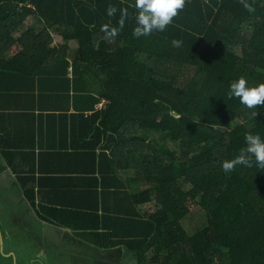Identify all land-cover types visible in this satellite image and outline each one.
<instances>
[{"label":"trees","instance_id":"1","mask_svg":"<svg viewBox=\"0 0 264 264\" xmlns=\"http://www.w3.org/2000/svg\"><path fill=\"white\" fill-rule=\"evenodd\" d=\"M244 3L254 10L241 0H185L164 31L137 38L135 0H0V45L8 38L13 43L12 28L32 16L43 27L23 35L24 52L10 59L0 53V61L31 57L33 46L42 60L71 61L74 71L83 67L100 78L99 99L107 102L94 113L93 125L107 136L111 172L147 184L131 194L134 212L121 230L100 217L89 228L50 214L55 223L96 237L99 247L124 245L135 264H264V168H222L246 147V134L264 141V106L249 109L228 97L240 78L249 87L264 84V0ZM109 6L117 9L113 16ZM123 8L129 13L123 28L107 38L102 25L119 28ZM256 21L262 28L251 33ZM51 33L76 42L73 53L51 47ZM173 40L181 45L174 47ZM27 196L33 201V192ZM188 201L207 216L190 235ZM150 205L155 207L145 215L136 211Z\"/></svg>","mask_w":264,"mask_h":264},{"label":"crops","instance_id":"2","mask_svg":"<svg viewBox=\"0 0 264 264\" xmlns=\"http://www.w3.org/2000/svg\"><path fill=\"white\" fill-rule=\"evenodd\" d=\"M11 31L15 41L8 38L0 45L6 59L25 51L23 35L40 33L43 27L32 16ZM51 36V47L66 46L73 53L76 42ZM31 47V57L0 61V69H9L0 70V245L9 258L16 249H28L36 264H135L124 245L99 247L96 237L51 218L50 214L68 216L71 223L93 228L100 217L106 227L121 230L126 214L134 212L131 194L145 191L147 184L125 182L111 172L107 136L93 125L94 113L106 102L99 99L101 79L84 73L83 67L74 71L71 61L66 66L42 60L33 55L38 48ZM28 191L34 193L33 201ZM154 207L136 211L145 215ZM19 228L25 230L23 238L15 235Z\"/></svg>","mask_w":264,"mask_h":264},{"label":"clouds","instance_id":"3","mask_svg":"<svg viewBox=\"0 0 264 264\" xmlns=\"http://www.w3.org/2000/svg\"><path fill=\"white\" fill-rule=\"evenodd\" d=\"M241 3L249 11L254 10L251 5L244 3V0H241ZM184 6L185 0H135V8L138 10L136 17L138 26L133 29V36L138 38L149 35L154 30L164 31ZM116 11L115 6H109L107 10L109 16H113ZM120 11L119 28H110L107 24L101 27V31L106 33L107 38L116 37L124 26V21L129 13L127 8ZM172 44L174 47H179L181 41L173 40ZM228 97L229 99L239 98L240 102L249 109L264 106V84L249 87L247 81L240 78L230 85ZM252 115L255 117L257 112H253ZM245 142L246 147L241 149L237 157L223 162L222 168L225 172L233 171L237 165L250 168L254 163L257 167L264 168V141L261 140L259 135L246 134Z\"/></svg>","mask_w":264,"mask_h":264},{"label":"rangeland","instance_id":"4","mask_svg":"<svg viewBox=\"0 0 264 264\" xmlns=\"http://www.w3.org/2000/svg\"><path fill=\"white\" fill-rule=\"evenodd\" d=\"M252 28H249L248 30H251V33L254 31L253 29H256L258 31L261 30V21H256L252 24ZM239 54V52H238ZM107 102V101H106ZM186 207H188L190 214L186 215L185 218V224L188 225L186 227V231H188L189 235L194 234L197 230V228H202L207 223V216H205L201 206L194 201H188L186 202ZM198 225V226H196ZM190 226V227H189ZM196 229V230H195ZM15 235L19 238H23V235L25 233V230L23 228L14 229ZM0 244H1V230H0ZM14 255L9 258L7 253L4 252V247L0 245V264H36V262L31 261L30 259L33 257V255L30 254V251L28 249H16L14 250ZM33 254V251H32ZM19 258V261L17 258Z\"/></svg>","mask_w":264,"mask_h":264},{"label":"built area","instance_id":"5","mask_svg":"<svg viewBox=\"0 0 264 264\" xmlns=\"http://www.w3.org/2000/svg\"><path fill=\"white\" fill-rule=\"evenodd\" d=\"M105 106H106V102H105V104L102 106V108H105Z\"/></svg>","mask_w":264,"mask_h":264}]
</instances>
